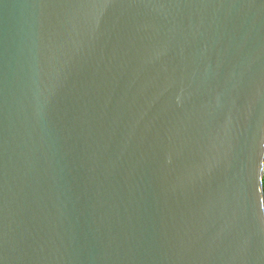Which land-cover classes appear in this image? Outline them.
Returning a JSON list of instances; mask_svg holds the SVG:
<instances>
[{
  "label": "water",
  "instance_id": "water-1",
  "mask_svg": "<svg viewBox=\"0 0 264 264\" xmlns=\"http://www.w3.org/2000/svg\"><path fill=\"white\" fill-rule=\"evenodd\" d=\"M0 264H264V0H0Z\"/></svg>",
  "mask_w": 264,
  "mask_h": 264
}]
</instances>
